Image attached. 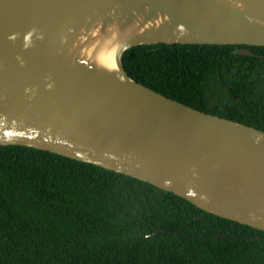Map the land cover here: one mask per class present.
I'll return each mask as SVG.
<instances>
[{"label":"water","instance_id":"95a60500","mask_svg":"<svg viewBox=\"0 0 264 264\" xmlns=\"http://www.w3.org/2000/svg\"><path fill=\"white\" fill-rule=\"evenodd\" d=\"M157 45L264 47V0H0V146L122 174L264 232V132L131 79L124 54Z\"/></svg>","mask_w":264,"mask_h":264},{"label":"trees","instance_id":"16d2710c","mask_svg":"<svg viewBox=\"0 0 264 264\" xmlns=\"http://www.w3.org/2000/svg\"><path fill=\"white\" fill-rule=\"evenodd\" d=\"M123 66L170 100L264 132V47L140 46ZM0 264H264V232L122 174L0 146Z\"/></svg>","mask_w":264,"mask_h":264},{"label":"bare ground","instance_id":"6f19581e","mask_svg":"<svg viewBox=\"0 0 264 264\" xmlns=\"http://www.w3.org/2000/svg\"><path fill=\"white\" fill-rule=\"evenodd\" d=\"M106 66L112 67L113 66V59L111 56H106L102 59V61Z\"/></svg>","mask_w":264,"mask_h":264}]
</instances>
